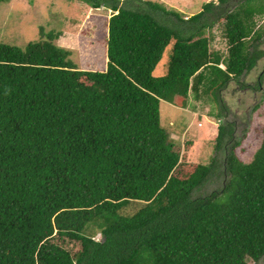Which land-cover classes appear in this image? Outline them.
Returning a JSON list of instances; mask_svg holds the SVG:
<instances>
[{"label":"trees","instance_id":"16d2710c","mask_svg":"<svg viewBox=\"0 0 264 264\" xmlns=\"http://www.w3.org/2000/svg\"><path fill=\"white\" fill-rule=\"evenodd\" d=\"M68 1L112 12L104 71L80 70L42 26L25 47L0 42V264L261 263L264 129L248 164L239 143L225 147L232 122L210 164L190 163L161 109L190 94L221 102L251 74L264 0L210 1L187 19L153 0ZM216 25L227 53L212 49Z\"/></svg>","mask_w":264,"mask_h":264},{"label":"rangeland","instance_id":"374dc122","mask_svg":"<svg viewBox=\"0 0 264 264\" xmlns=\"http://www.w3.org/2000/svg\"><path fill=\"white\" fill-rule=\"evenodd\" d=\"M168 9L183 13L187 19L202 11L203 5L218 0H153ZM112 12L106 8L94 9L84 2L68 0H10L0 3V42L18 47L38 40L40 27L59 33L56 43L71 51V59L80 70L104 71L107 68V45L109 19ZM264 24V18L258 19ZM222 26L208 31L212 49L227 53V41L223 38ZM261 48L264 49V39ZM170 45L153 75L166 74L170 61ZM224 68V66H222ZM263 74L262 89L252 90L246 84L256 85ZM245 83V84H244ZM162 124L181 145V152L190 163L208 165L216 152L218 128L224 122L234 124L236 157L250 163L263 142L264 129V59L241 83L232 81L222 92L221 102L206 96L197 100L193 94L181 99L177 105L163 102ZM226 108V111L222 109ZM222 113V114H221ZM226 154V152L224 153ZM220 180L207 184L200 194L210 193L222 186ZM98 235L96 240H101ZM249 264H255L249 260ZM259 264H264V259Z\"/></svg>","mask_w":264,"mask_h":264}]
</instances>
